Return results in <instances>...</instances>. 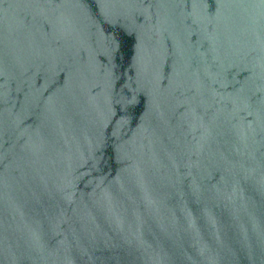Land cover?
I'll return each instance as SVG.
<instances>
[{
	"label": "water",
	"instance_id": "95a60500",
	"mask_svg": "<svg viewBox=\"0 0 264 264\" xmlns=\"http://www.w3.org/2000/svg\"><path fill=\"white\" fill-rule=\"evenodd\" d=\"M0 264H264V0H0Z\"/></svg>",
	"mask_w": 264,
	"mask_h": 264
}]
</instances>
